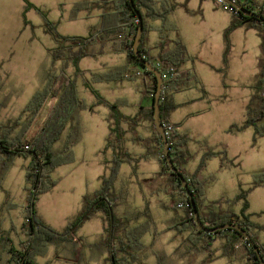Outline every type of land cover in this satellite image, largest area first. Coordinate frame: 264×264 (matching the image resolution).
<instances>
[{"label": "crops", "instance_id": "obj_1", "mask_svg": "<svg viewBox=\"0 0 264 264\" xmlns=\"http://www.w3.org/2000/svg\"><path fill=\"white\" fill-rule=\"evenodd\" d=\"M84 1L95 3L98 0ZM210 1L216 5V10L221 14H231V12L224 8H217L218 5L214 0H172L171 2L174 3L176 7L169 16V22L176 27V30L165 32L162 30V23L160 21L154 22L153 25L155 30L148 34L145 43V48L149 50V55L155 60L158 59L160 55L158 44L161 35H164V39L167 40L165 50L172 49L174 42L178 40L185 46L184 39L180 33L181 29L179 28V23L176 19L177 13L183 18L186 17L184 18L185 20H192L193 25L202 30L204 29L205 21L202 7L205 4V9L208 10ZM80 2L82 1L64 0L60 3L59 8L60 10L64 9L65 11H68L72 7V14L67 17L70 21H76L82 16V14H84L86 19L96 18L98 20V25L102 13L101 10L95 8L91 11L75 12V6ZM23 10L24 15L30 11H26L25 3ZM225 17V22L219 26L218 34L220 35L222 31L225 32L232 21V16H230V18H228V16ZM61 19H64L63 13ZM25 25L28 24L25 23ZM95 26L90 27L89 34ZM244 29L245 28L236 29L230 34L228 39L225 38V34L221 41L217 38L219 50V55L217 57L220 61L211 62V64L205 62L206 67L211 70V73H216L213 77V87H211L216 88L213 93L204 83L200 82L199 73L194 66L195 61H200L203 58H201L200 55L197 57L191 56L187 50L189 60L177 71L178 76L185 84L179 91L174 93V100L177 104V108L171 113L169 118L170 124H172L178 134L190 137L189 151L193 156L192 160L195 159L196 161H201L203 154L208 150L225 152L226 160L223 161L221 157L210 159L207 162L206 168L201 172L200 177L206 183L205 204H215V210L233 212L236 214L242 212L244 201H236L237 204L233 207L230 202L231 198L236 197L241 190L246 191L253 188L256 176L264 172V156L261 155L264 137H258L252 127L236 129V127H241L245 124L246 115H242L241 113L236 114L234 112L235 104L231 103L232 94H241L245 96V98L251 99L257 90L258 58H254L253 61V66L256 68L253 73V76L255 77L254 85L252 84L248 86L249 83L246 80L239 82V79H236L238 78L236 76H234L233 79H230L232 76L230 59L232 49L235 47L236 35H242L244 33L246 40V33L249 32V37L254 33L252 29ZM152 33L156 35L151 36L153 35ZM207 33L208 31L206 30V34ZM254 36H256L255 33ZM65 37L76 36L68 34ZM205 38H208V36H205ZM100 40L105 42L106 50L103 55L107 56L110 60L108 64L106 63L109 65L106 72L127 65V59L124 54H115L112 51V39L100 37ZM71 45L76 46L77 43H71ZM255 45H257V41L255 42ZM69 47L70 44L66 45V48ZM56 48L57 45L53 41V44L46 49L49 61H52V69H50L49 72H60L65 70L69 76L76 78L79 99L85 104L93 106L92 110H82L75 114L73 120L68 124L70 129L68 130L66 127L62 134V146L59 151L65 147L64 136L67 130L70 132L71 129H75V137L71 140L74 141V146L76 148L82 147L84 138L81 135L82 131L79 129L81 119L84 123L96 125L100 130L99 141L93 146L90 155V158L95 160L93 176V180L95 181L94 188H85V190H83L84 188H81L79 191V199H81V203L77 207L75 211L76 213L72 216V221L78 216L83 208L84 196L94 193L101 187L102 177L109 173V168L111 166L110 160L113 159L114 156L113 149L104 151L107 138L111 134L113 122L110 119L113 112L110 108L97 104V100L90 90V88H92L110 103H115L117 101L125 102V105L119 108V113L122 116L121 127L122 132H124L123 139H125L124 148L134 159L131 162L122 164L120 174L122 173L124 164L134 165L136 169H143L146 167V164L151 161H156L159 165L158 170L151 175L145 173L147 177L143 179V183L149 193L143 197L141 196V192L137 197L135 193L129 191L128 185L118 184L119 174L114 185V193L117 195L115 189L119 187L121 189L120 196L122 197V201L117 203L115 214L122 220L127 219L130 225L135 227L147 222L158 224V221H156L153 216V210L155 209V211H157L156 214L159 215V224L161 225L157 227L156 231L152 230L151 233L143 238V243L148 247V251H150L151 248L153 249L149 252L154 255L153 264H190L192 261L190 260V257L193 256L195 251L187 243L189 233L179 235L171 229L172 222L176 219L174 204L177 197H175L170 191L166 177L158 175L161 170L159 162L161 152L158 145L155 143L156 129L147 119H140L136 123H132L134 118H137L139 114L153 106V98L147 87L149 80L143 76H134L136 72L140 71L143 73L142 68L129 66L128 72L132 76V79L130 80L123 79L119 81L95 83L92 81L91 74L99 72L75 68L74 64L68 59L67 55L69 50L68 52H66V50L63 52V57L54 60L52 52ZM81 61L82 59L78 64H80ZM118 62L120 63L119 65H117ZM79 71L83 73L79 75ZM4 77L7 82L9 75L4 74ZM82 77L88 79L83 83L82 87H80L78 80ZM4 85L5 82L3 85L0 84L1 87ZM99 85H102L103 88L100 89ZM241 87L244 90H242ZM118 90H120L121 93H116ZM193 91H195V94H193ZM108 97L110 99H108ZM97 116H100V118H97ZM219 119H223V121L218 123ZM137 137L146 140L147 146L145 147L135 143L134 141ZM146 155L149 156L148 159H142ZM259 161H261V164ZM190 162L185 166V170L189 174H193L196 170L192 171V169H190ZM77 165L76 169L80 171L88 165L86 157L81 154V151L77 154ZM244 165H246V176L248 179L242 182L241 177L244 174ZM2 171L4 170L0 169V195L2 193L5 194V201H0V260L1 264H6L11 257L7 252L9 247H13L16 252L23 251V246L28 237L26 234L27 198L25 197L21 206L16 207L19 211H16V218L18 221L17 224H15L9 213L11 204L8 202V198L10 195L8 194V190L5 191L2 187V182L5 180L2 178V175L4 174V172L2 174ZM61 183L50 192H53L56 188L60 187ZM228 186H231V194H227L226 192H221V194H219L220 192H214L219 189L227 190L229 189ZM141 197L142 201L145 202L144 205L135 208L136 210H130L131 202H135L136 199L140 200ZM247 202L248 210L246 214L250 216L252 222L263 227L261 231L256 232V237L260 243H264V184L252 189L248 195ZM179 211L180 210H178V212ZM36 212L38 219L48 225L47 221L41 216L38 204L36 205ZM148 216H151V219H148ZM93 218L98 219L101 225V230L98 231L96 236L82 232L87 227V223ZM106 228L107 223L104 214H95L79 228L77 239L51 243L46 255L37 257L36 264H111V262H109L111 252L110 247L108 246V238L105 231ZM147 237H151L152 239ZM146 238L148 239L147 241H145ZM162 242L170 244V253L168 251L167 253L163 251L165 245L162 244ZM225 244V239H218L213 243L212 248L215 261L224 259V264L246 263V252L243 243H237L235 256L231 259L223 257L222 250ZM117 248H119V246H117ZM148 251L146 252L147 256L149 254ZM147 256L145 257L143 264H150L148 263ZM207 257V254H202V258L197 260L196 264H203Z\"/></svg>", "mask_w": 264, "mask_h": 264}, {"label": "trees", "instance_id": "obj_2", "mask_svg": "<svg viewBox=\"0 0 264 264\" xmlns=\"http://www.w3.org/2000/svg\"><path fill=\"white\" fill-rule=\"evenodd\" d=\"M23 1L26 11L35 10L44 16L46 34L57 45V48L52 52L54 60L63 57V52L65 50L68 52L69 50L67 55L68 59L76 66L83 58H96L105 54V42L101 41L99 39L100 37L112 39V51L115 54H124L127 59V65L106 73H92V81L95 83L132 79V76L126 78V75L129 74L128 67H141L140 61L133 51L136 33L141 23L144 32L139 46V54L157 70L164 72L170 68L177 72L189 60L187 49L179 40L174 42L172 49L165 50L167 40L164 39V35H161L158 44V48L160 49L158 59L155 60L152 58L149 55V50L145 48L148 34L155 30L154 22L160 21L162 23V30L165 32L176 30V27L169 22V16L176 7L171 2L172 0H133L134 7H132L128 0H98L95 3L82 1L76 4L75 12L91 11L95 8L100 9L102 12L99 24L92 28L87 37H65L60 35L57 32L56 24L49 21L39 8L29 0ZM235 1L244 9L261 15L264 18V0ZM214 2L216 3V0ZM136 11L141 15V23ZM25 23L28 24L26 20ZM238 28L257 31L261 40V57L259 61L256 93L251 97L247 105L245 124L241 127H236V129L252 127L258 137H264V25L255 17L247 16L239 11L237 13L232 12V21L225 31V38L228 39L230 34ZM71 43H77V45L72 46ZM68 44H70V47L66 48ZM157 62L161 63V68L157 67ZM142 70V76L149 80L147 87L154 99L157 80L152 73L144 69ZM81 73L83 72H78L79 75ZM184 84V81L178 75L163 82L160 97V119L165 125L170 124V115L177 108L174 93L179 91ZM90 90L94 94L98 105H104L113 112L110 119L113 122L111 134L107 138L104 150H114L113 165L109 168V174L102 177L101 187L94 193L84 196L81 212L63 232L53 229L38 219L36 205L40 195L50 192L58 185L59 179L53 177L56 169L61 165L73 161L72 148L74 141L67 144L68 154L64 159L60 158L63 152L54 151L56 143L59 142L65 128L73 120L77 112L93 109V106H89L79 99L77 79L69 76L65 70L49 72L46 77L45 86L33 95L19 118L15 119L9 126L4 128L0 127V153L8 161H11L15 157L31 158L26 170L25 187V191H27L26 234L28 237L23 246V251L16 252L13 247H9L7 252L11 257L6 264H36L37 257L46 255L51 243L77 239L79 228L97 213H103L107 223L105 231L111 252L109 259L111 264H143L147 256L146 252L148 251V247L143 243V238L150 233L148 224L145 223L133 227L127 219L122 220L115 214L116 205L122 201V197L114 193V185L119 176L122 164L131 162L134 159L124 148L125 139H123L124 132H122L121 127L122 116L119 113V108L124 106L125 102L117 101L110 103L96 90L92 88ZM48 100H51L52 103L46 119L32 134L29 133V129L39 120L45 103ZM25 116H27V121L23 122ZM140 119L149 120L156 129L153 106L139 114L137 118H134L132 123H136ZM170 125L172 126V124ZM20 126L22 129L17 132L15 137L12 136L14 131ZM24 141H27L25 143L28 145L23 146ZM190 141V137L178 134L174 127L172 133L168 136L172 162L179 175L183 176L188 184L201 221L208 228H217L228 224L239 225L251 235L264 260V243H260L256 237V232L261 231L263 227L252 222L250 216L246 214L248 210V195L254 187L264 184V172L256 176L253 188L246 191L241 190L234 198L235 201H244V207L240 214L215 210V204H205L206 183L201 179L200 174L206 168L207 162L210 159L221 157L225 161L226 154L225 152L208 150L203 154L197 171L189 174L185 170V166L193 158L189 151ZM134 142L145 147L147 146V141L139 137ZM155 143L161 152L159 157L161 170L158 175L166 177L170 191L177 197L174 204L176 219L172 222L171 229L179 235L189 233L187 243L192 249L197 253H205L208 255L203 264H209L215 261L212 247L213 243L218 239H225L226 241L222 250L223 257L228 259L233 258L237 250V243H243L246 252L245 264H260L256 253L246 243L240 233L227 230L215 234H208L197 229L189 198L177 175L173 174L169 169L164 155L163 140L157 130ZM25 147H28V149H25ZM146 156L142 159H148L149 156ZM2 165L8 167L10 163ZM180 204L184 205L185 208L179 209L178 206ZM178 210L180 211L178 212ZM112 218L113 223H111Z\"/></svg>", "mask_w": 264, "mask_h": 264}, {"label": "rangeland", "instance_id": "obj_3", "mask_svg": "<svg viewBox=\"0 0 264 264\" xmlns=\"http://www.w3.org/2000/svg\"><path fill=\"white\" fill-rule=\"evenodd\" d=\"M29 1L39 8L46 15L49 21L56 24L57 32L62 36L69 34L76 37H87L90 27H93L98 23L96 18L86 19L84 14H82V16H80L76 21H70L67 17L72 14V7L68 11H65L64 9L60 10L59 8L60 3L64 0ZM205 6L206 5L204 4L202 7L205 20L204 29L202 30L195 27L192 20H185L184 18L186 17L183 18L178 13L176 19L179 23L178 25L181 29L180 33L184 39L185 46L187 47L190 55L194 57L200 55L201 58H203L200 61H195L194 66L199 73L200 82L204 83L213 93L216 88L211 87H213V77L216 73H211V70L206 67L205 62L211 64V62L220 61L217 57L219 55L217 38L221 41L225 32L222 31L221 35L218 34L219 26L225 22V16L230 18L232 13L221 14L216 10V5L212 1L209 2L208 10L205 9ZM23 7L24 3L22 0H0V84L3 85L5 82L3 87L0 86V127L3 128L9 126L15 119L19 118L36 91L43 87L46 82L47 74L49 73V70L52 69V61H49L46 49L53 44V40L45 33V18L35 10H30L24 15ZM217 8H219V6H217ZM62 13L64 14V19H61ZM25 19L28 22V25H25ZM206 30L208 31L207 34ZM253 32L256 36H254ZM253 32L251 37H249V32L246 33V40L244 33L242 35H236L235 47L232 49L230 59L232 75L230 79H233V77L236 76L238 77L236 79H239V82L246 80L249 83L248 86L252 84L254 85L255 83V77L253 76L256 69L253 66L254 58H258V76L259 61L261 57L260 38L256 30H253ZM152 34L153 35L151 36L156 35L154 33ZM205 36H208V38H205ZM256 41L257 45H255ZM105 50L106 47H104V51ZM109 62V58L103 55L97 58H84L80 64L74 66L75 68H80L82 70H94L99 73H106L107 68H109V65H107ZM119 64L120 63L118 62L117 65ZM4 74L9 75L7 82ZM87 79L88 78L86 77L80 78L78 80L79 86L82 87L83 83H85ZM99 87L100 89L103 88L102 85H99ZM241 89L244 90L242 87ZM116 93L121 92L118 90ZM193 94H195V91H193ZM108 99L110 98L108 97ZM249 101L250 98L247 99L241 94L235 93L231 96V103L235 104L234 112L236 114L241 113L242 115H246ZM51 103V100H48L45 103L39 120L33 125V127H31V129H29V133L32 134L34 130L42 125L48 115ZM97 118H100V116H97ZM25 121H27V116L23 119V122ZM222 121L223 119H219L218 123ZM67 128L69 130L70 126L68 127L67 125ZM21 129V126L18 127L12 136L15 137L17 132ZM79 129L82 131L81 135L84 138L82 147L76 148L73 146V161L59 166L53 173V177L59 179V183L62 182L60 187L56 188L53 192L40 195L37 200L42 218L45 219L48 225H50L53 229L61 232L64 231L71 223L73 219L72 216L76 213L75 211L81 203V199H79V191L81 188H84L83 190H85V188H94L95 181L93 180V176L95 160L90 158V155L93 146H95L99 141L100 130L96 125L84 123L82 119L80 121ZM68 130L64 136L65 148L61 150L63 154L60 158L63 159L68 154L67 144L75 137V129H71L70 132ZM25 142L27 141H24V144H22L23 146L28 145ZM61 146L62 141L60 139L59 142L56 143L54 151L59 152ZM79 151H81V154L86 157L88 162V165L82 169V171L76 169L78 166L77 154ZM261 155L264 156V143L261 148ZM30 161V157H15L11 161H8V159L0 153V169L4 170L2 171V174L4 172L2 178L3 180L5 179L2 182V187L5 191L8 190V194L10 195L8 198V202L11 204L9 213L15 224H17L18 221L16 218V211H19L16 207L22 205V202L27 195V191H24V189L26 187V170ZM110 162L112 166L113 159H111ZM7 163H10L8 167L2 165ZM199 163L200 160L196 161L193 159L190 162V169H192V171H197ZM259 163L261 164V161H259ZM158 168L159 165L156 161L148 162L146 167L143 169H136L134 165L124 164L122 173H119L120 176L118 184L128 185L129 191L135 193L137 197L140 192L142 193V197L146 196L149 191L143 183V179L147 177L145 173L147 175H151L157 171ZM246 173V165H244V174L241 177L242 182L248 179ZM228 188L229 189L227 190L219 189L214 192H220L219 194H221V192L231 194V186H228ZM115 190L117 195L120 196L121 189L117 187ZM4 196V193L0 195V201H5ZM142 197L140 200L136 199L135 202H131L130 210H136L135 208L144 205L145 202L142 201ZM234 198L235 197L231 198L230 201L233 207L237 204ZM156 212L157 211L154 209L153 216L154 219L158 221V224L153 222L146 223L149 226L150 233L152 230L156 231L157 227L161 225L159 224V215H157ZM148 219H151V216H148ZM87 224V227L84 231H82L83 233H90L96 236L98 231L101 230L100 222L96 218H93ZM147 238L152 239L151 237ZM147 238L145 241L148 240ZM162 244L165 245L163 251L165 253H167V251L170 253V244H167L166 242H162ZM152 250L153 249L151 248L150 251ZM150 251H148V253ZM201 258L202 254L194 252L193 256L190 257V260H192L190 264H196V261ZM147 259L148 263L153 264V253H149ZM224 262V259H220L216 260L212 264H224Z\"/></svg>", "mask_w": 264, "mask_h": 264}, {"label": "water", "instance_id": "obj_4", "mask_svg": "<svg viewBox=\"0 0 264 264\" xmlns=\"http://www.w3.org/2000/svg\"><path fill=\"white\" fill-rule=\"evenodd\" d=\"M130 2V4L132 5V7H134V2L133 0H128ZM224 2L228 5H231L234 9H236L237 11L250 16V17H255L257 18V20H259L263 25H264V18L261 15L255 14L254 12L248 11L246 9H244L242 6H240L239 4H237L236 2H234L233 0H224ZM137 17L141 23V15L139 12L136 11ZM143 25L142 23L140 24L137 33H136V37H135V41H134V45H133V51L136 55V57L139 59L140 61V66L142 69H144L147 72L152 73L156 80H157V89L154 95V99H153V108H154V122H155V126H156V130L157 132L160 134L162 140H163V147H164V155H165V159L166 162L169 166V169L171 170V172L175 175H177V177L179 178L183 188L186 191V194L189 198L190 201V205L193 209V214H194V221L195 224L197 226V229L199 231L208 233V234H215L217 232H221V231H227V230H233L236 231L238 233L241 234V236L243 237V239L246 241V243L254 250V252L257 255V258L260 262V264H264V260L261 256V253L258 249V247L256 246L255 242L253 241L252 237L250 234H248L245 230H243L239 225L236 224H228V225H224L221 227H217V228H208L206 227L203 222L200 219V215L199 212L196 208V204L193 200L192 194L188 188V184L185 181V179L183 178V176L179 175L177 169L175 168L172 159H171V155H170V146H169V142H168V138L166 136L165 133V128L163 123L161 122L160 119V113H161V109H160V97H161V93H162V89H163V78L161 75V72L158 71L150 62L146 61L144 58H142V56L139 54V46L141 44V39H142V35H143ZM111 223H113V218ZM112 239V236H111Z\"/></svg>", "mask_w": 264, "mask_h": 264}, {"label": "built area", "instance_id": "obj_5", "mask_svg": "<svg viewBox=\"0 0 264 264\" xmlns=\"http://www.w3.org/2000/svg\"><path fill=\"white\" fill-rule=\"evenodd\" d=\"M234 2H236L235 0H233ZM237 3V2H236ZM216 4L219 6V7H221V8H224L225 10H227V11H229V12H235V13H237L238 11L236 10V9H234L231 5H228V4H226L225 2H224V0H216ZM238 4V3H237ZM157 67L158 68H161L162 67V65H161V63L160 62H157ZM158 71H160V70H158ZM161 72V75H162V78H163V81L164 80H169V79H172V78H174V77H176L178 74H177V72L175 71V70H173V69H166L164 72H162V71H160ZM128 76H131L130 74H127L126 75V78H128ZM134 76H136V77H141L142 76V72H136L135 73V75ZM164 125V128H165V133H166V136H167V138H168V136H169V134L170 133H172V131H173V126H171L170 124H168V125H165V124H163ZM26 149H28V147H25ZM178 208L179 209H184L185 208V206L184 205H182V204H180L179 206H178ZM22 264V263H21Z\"/></svg>", "mask_w": 264, "mask_h": 264}]
</instances>
